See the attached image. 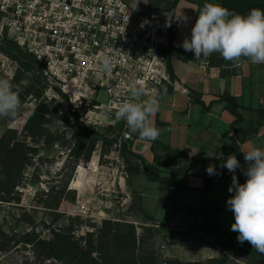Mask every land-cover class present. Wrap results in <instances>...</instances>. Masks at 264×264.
<instances>
[{"label":"rangeland","instance_id":"rangeland-1","mask_svg":"<svg viewBox=\"0 0 264 264\" xmlns=\"http://www.w3.org/2000/svg\"><path fill=\"white\" fill-rule=\"evenodd\" d=\"M124 1L137 12L147 10L148 0ZM200 10L193 2H180L175 17L178 38L182 42L186 37L190 38L191 28L195 24L194 17ZM184 16L189 19L185 21ZM2 41L0 39V43ZM17 70V63L0 53V78L12 81ZM47 83L49 88L44 100L47 105L55 102L51 104V113L48 115L49 129L63 132L64 123L60 119L67 118L75 123L72 117L74 106L68 96L58 95L59 89ZM99 100L102 104H108V97L103 92L100 93ZM35 107L36 103L29 99L24 106L23 118L13 122L0 119V137L7 128L21 132ZM80 109L81 112H75L79 115V122L96 132L106 133L117 122L113 112L99 113L105 119L86 120L84 103ZM66 133V139L70 140L72 131L67 129ZM132 136L134 139L135 134ZM28 143L33 147L35 145L30 140ZM72 147L73 145L59 142L51 148H44L23 173L22 182L12 196L15 200H0V234L6 236L0 237V264H59L53 260H45L42 252L17 243L19 239L14 236L33 230L39 234L40 239H48L52 231L67 229L72 230L75 238H80L87 233L96 234L102 222L109 220L134 224L137 234L145 237L146 247L157 254L160 263L175 258L183 262H204L213 253L216 257L213 247L219 245L222 238L215 235L212 224L208 223L209 219H205L207 216L202 214V209L193 208L192 197L185 202L177 199L175 202H167L165 192H152L149 189L136 191L130 182L129 189L118 190L119 177H129L121 150L115 149L114 145L98 143L90 161L81 159L79 165H76V157L70 154ZM86 148L87 146L82 158ZM140 194H145V200L141 197L142 206L144 205L142 210L153 217L152 221L145 218L139 209ZM156 196L161 199L157 204L152 201ZM60 198L61 203L57 207ZM169 203L171 207L168 208L165 205ZM24 218L30 219L32 225L21 222ZM228 226L231 228V225ZM145 228L150 229V232H146ZM229 264L248 263L234 259Z\"/></svg>","mask_w":264,"mask_h":264},{"label":"trees","instance_id":"trees-1","mask_svg":"<svg viewBox=\"0 0 264 264\" xmlns=\"http://www.w3.org/2000/svg\"><path fill=\"white\" fill-rule=\"evenodd\" d=\"M182 1L193 2L201 9L205 3L215 2L221 3L230 11L247 15L253 8L264 10V0H148V9H157L167 11L174 18L175 10ZM173 34V28H172ZM0 53H4L14 60L18 65L15 78L11 81L18 89L20 99L22 101L21 114L18 119L25 115L24 106L28 100L36 103L35 109L30 113L26 124L21 132L7 128L0 137V200L9 202L15 200L12 197L15 189L18 188L23 179V173L31 164L35 156H39L44 148H51L62 142L63 145H73L70 154L76 157L75 164L79 165L81 159L88 162L98 143L113 146L118 137L121 136L125 123L123 121L116 122L106 133L96 132L84 124L79 122V115L72 113L75 123L67 118H61L64 123V131H52L49 129L50 120L48 115L51 113V104H46L44 95L49 88L45 77L42 74L41 65L36 59L22 50L14 42L4 39L0 43ZM230 64L229 61L225 62ZM221 63L219 64V66ZM172 80L174 78L171 76ZM24 83V85H23ZM166 90L172 91L169 87L165 89L163 86L160 92ZM59 92V90H57ZM62 97H66L65 95ZM220 101L225 103L226 110L235 117L231 128L236 129L243 117L239 113L240 106L235 97L225 94L220 97ZM259 120L254 126L247 131H243L240 135L234 132V136L230 138L232 144H243L247 139L258 135L259 128L264 124V110L256 111ZM9 120L11 122L15 121ZM72 131L70 140L66 139V130ZM35 143L34 147L29 145L28 141ZM85 154L82 156L83 150ZM132 142L124 144L121 148V156L125 159V166L129 176L143 175L148 182L157 183L165 188H174L181 192L187 191L185 187L179 185L178 166L187 161L185 155L177 150H170L168 146L161 145V155H154V163L162 169L170 168L168 175H162L161 172L148 170L143 158L132 152ZM154 149V146L152 147ZM242 162V156L237 157ZM136 160L139 163H135ZM195 161L206 162L202 159ZM224 162H216L217 174L212 178L205 179L204 189L198 192L207 193L210 184L213 181L232 182V175L228 174L227 168H221ZM239 183H243V179L236 175ZM139 199V209L145 218L153 220V217L146 214L142 210V198ZM18 200V199H17ZM61 203V198L57 202V207ZM56 207V208H57ZM27 225H32L30 219H21ZM150 232V229H144ZM72 230L52 231L50 238L40 239L39 234L33 230L22 235H15L19 240L17 243L29 246L33 251L43 253L45 260H53L59 264H229L231 260H244L248 264H258L264 262V255H261L253 249V247L245 241L240 244L236 235L224 234L220 238L219 245L214 246L216 257L204 262H183L178 258L169 259L160 263L157 254L146 247L145 237L137 234V228L134 224L128 222L104 221L97 233H87L85 237L75 238ZM1 238H6L4 234H0Z\"/></svg>","mask_w":264,"mask_h":264},{"label":"built area","instance_id":"built-area-1","mask_svg":"<svg viewBox=\"0 0 264 264\" xmlns=\"http://www.w3.org/2000/svg\"><path fill=\"white\" fill-rule=\"evenodd\" d=\"M172 26L167 11L137 12L124 0H0V39L31 54L57 94L70 98L73 113L84 103L89 121L105 119L99 113L109 109L114 113L128 99L132 79L144 81L146 96L174 86L167 69ZM105 54L115 61L111 72L102 70ZM132 140L125 123L114 148Z\"/></svg>","mask_w":264,"mask_h":264},{"label":"crops","instance_id":"crops-1","mask_svg":"<svg viewBox=\"0 0 264 264\" xmlns=\"http://www.w3.org/2000/svg\"><path fill=\"white\" fill-rule=\"evenodd\" d=\"M176 10L172 26L171 52L167 60L168 73L174 78H171L174 86H163L165 89L171 87L172 91H166V94L159 97L160 108L152 117L155 126L161 130V135L156 141L145 146L138 134H135L131 149L143 158L148 170L161 172L164 176L169 174L170 168L162 169L154 163V155H161V145L182 152L187 161L177 167L180 174L178 182L187 191L181 192L148 182L140 174L129 177L121 175L118 190L128 188L130 182L136 191L149 189L152 192H165L167 202H175L176 199L185 202L192 197L193 208L202 209V214L207 216L205 219H209L208 223L212 224L215 235L237 236L238 233L231 231L228 226L235 222L234 215L226 203L234 195V192L228 191L232 182L213 181L206 194L198 191L204 189L205 179L214 176L207 172L209 165L215 166L217 172L216 162H225L229 155L235 154L236 157L242 156L241 168H246L242 151L251 147L264 148V124L259 128L257 136L247 139L243 144L230 142L235 131L241 135L243 131L253 127L259 120L256 111L264 110V64L246 62L240 67H233L232 62L226 64L227 61L219 53L197 60L192 52H186L181 46L182 41L177 34ZM198 15L199 12L194 17V23ZM184 89L188 91V95L182 93ZM225 94L235 97L240 106L239 113L243 120L236 125L237 130L231 128L235 117L226 110L225 103L220 101V97ZM196 159L206 162L195 161ZM134 162L139 163L136 160ZM226 171L233 174L228 169ZM235 174L246 181L241 169H237ZM139 196L145 200V194ZM153 199L155 204L161 202L157 196ZM165 206L169 208L171 203ZM213 254L207 258H214Z\"/></svg>","mask_w":264,"mask_h":264},{"label":"clouds","instance_id":"clouds-1","mask_svg":"<svg viewBox=\"0 0 264 264\" xmlns=\"http://www.w3.org/2000/svg\"><path fill=\"white\" fill-rule=\"evenodd\" d=\"M183 19L187 21L189 18L184 16ZM181 46L186 52H192L197 60L219 53L225 61L232 62L233 67L246 62L264 64V10L253 8L247 15H242L221 3H205L191 28L190 38L186 37ZM114 63L108 54L101 57L105 72H111ZM118 93L119 89H115L114 94ZM162 94H166V90H154L152 95L146 96L144 81L132 79L128 84V99L114 112L115 120L125 122L129 132L138 134L145 146L161 135L152 117L160 108ZM21 108L18 89L10 80L0 78V119H18ZM242 152L246 168H241L235 154L229 155L220 166L233 173L228 191L234 195L226 202L235 220L231 231L238 233L240 244L247 241L255 251L264 255V148L251 147ZM237 169H241L246 177L243 184L238 182ZM207 172L217 174L213 165L207 167Z\"/></svg>","mask_w":264,"mask_h":264}]
</instances>
